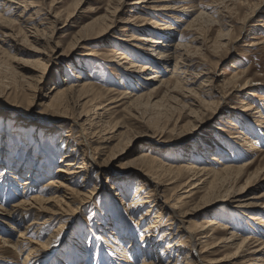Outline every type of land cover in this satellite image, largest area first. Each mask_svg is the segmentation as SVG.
<instances>
[{
  "label": "rangeland",
  "instance_id": "374dc122",
  "mask_svg": "<svg viewBox=\"0 0 264 264\" xmlns=\"http://www.w3.org/2000/svg\"><path fill=\"white\" fill-rule=\"evenodd\" d=\"M28 1H34L33 5L35 6H30L26 2L21 3V5L9 2L7 3L8 6L6 5L2 11L0 10L1 16L5 18H15L21 13L24 15L23 18L30 15L35 16L36 18L32 23L36 22L40 33L42 32L40 39L36 40L35 37H32L34 29H29L25 23L17 19L13 24H5L0 18V169L5 167L1 162L3 157L7 155L6 157L11 161L24 166L22 177H20V182H23L29 176V172L38 165L40 171H38L36 178L38 183L35 186L36 190L31 191L30 195L33 193L49 195L48 192L39 191L48 179L52 176L55 177L57 167L61 164L64 155V151L60 149L61 140L70 130L67 121H64L63 118H56L57 113L46 105L50 98L45 97V95L52 91L53 85L66 88L75 83L82 84L86 80L91 81L92 88L101 98L100 101H105L110 96L119 98L121 92L124 91H134L141 94L160 83L155 79H147V76L152 75L153 72L151 70L139 72L141 69L138 68L139 66L136 67V72L131 75L134 82L129 80L123 73L130 72L119 69L120 67H117L115 62L109 60L113 49L125 51L121 46H116L113 37H120L122 43L130 47L131 50L144 51L140 57L138 56V65H152L156 71H160L159 74L163 78L173 75L175 63L180 59V69L177 72L188 79L186 80L187 83L183 84L192 93L177 89L173 92L169 91L166 95L164 93L166 89L163 88L149 98L151 99L150 102H147L149 99L146 98V100H142V103L129 104L130 100H122L110 104L111 107L115 106L112 110L113 123L111 126L104 125V128L100 124V128L102 133L108 132L109 135L118 129L116 131L118 133L117 138L110 143V151L116 149L113 152L119 156L114 160L105 161L102 159H105L106 156H103L101 159L98 158L97 164H95L91 157L94 156L92 152L88 150L84 154L79 153L81 154L80 157H87L86 162L92 168L94 176V182L91 181L87 188H92L96 183V190L89 198L90 201L83 204L81 198H76L75 202L63 203L61 208L69 214L62 219L60 216L54 222H50L49 227L42 229L41 232L34 226L26 233L25 238L20 237L21 229L33 221V215L22 221L2 220L0 218V264H25L26 255L34 247V253L26 264H142L144 259L149 264H156L155 254L156 256L162 255L166 261H169L170 256H172L166 253L169 239H165L160 244V248L154 250L155 253L147 252V255L144 254L143 236L147 221L140 224L138 222L141 215L150 208V204L134 208L128 206V201L136 189L135 180H139L136 173L140 164L136 166L132 160L142 152L151 151V153L160 155L164 161L177 165L194 161H201L200 163L209 161L214 154L221 155L225 159V163L238 165L257 157L258 161L250 168V171H253L260 163L264 165L262 159L264 156V128L255 124H253L254 126L245 125L246 121L243 118V102L254 104V108L250 110V120L255 118L256 107L264 102V29L258 25L259 18H264V0L261 1L262 4L246 22L244 16L253 12L254 6L260 0H241V2L240 0H163L159 2V7H170L162 10L168 15H164L163 18L166 20L162 21H168L174 27L172 30L174 36L168 42V46L162 47V50H166L171 55V58L166 62L155 60V57L150 56V54L157 55L161 50L160 47L155 52L135 48V46L132 48L133 45H129L128 38L132 30L123 31V22L121 21L118 22L116 28H112V33L105 39L99 37L80 42L76 40L78 34L83 32L85 24L107 13L106 9L110 8L108 0H83L79 5H76V0ZM136 1L127 0L126 4L123 3L115 18L126 20L136 14V12H132L136 6L134 4ZM3 2L4 0H0V6ZM201 10L205 11V14L201 20L204 25L200 29V25L192 23L191 20ZM77 11H83L78 21L63 26L66 17ZM54 15L57 18L53 17ZM48 16H50L49 20L57 19L54 25L39 23L42 17ZM159 20L161 21V19ZM113 24L115 25L114 22ZM133 26L140 29L136 36L149 35L150 31L159 32L155 28L153 30V26H141L140 21L134 23ZM148 30L150 31L147 32ZM156 32L151 33L154 35ZM154 36L157 37L158 35L155 34ZM195 38L198 40L193 41ZM217 40L218 43H216ZM261 41L262 43H259ZM250 42H258L259 44L254 46ZM179 44H183V46L177 48ZM150 48L148 47V49ZM115 57L117 58V55ZM41 58H45L44 62L47 64V69L45 77L37 86L38 96L35 97L26 93L25 86L34 83L38 75L36 69L39 68L35 63ZM155 62H158V65ZM191 63L194 65L190 66ZM244 70L249 72V78L255 79L257 82L253 87H258L259 91L255 94L236 93V96L222 98L217 93L210 94L208 92V90L211 91L210 88L213 85L217 87V90L220 89V85L232 74ZM79 74L83 79L76 77ZM138 81L142 82L141 84L146 88L135 90L134 85ZM202 83L204 84L202 85ZM16 86L18 87L16 88ZM107 89H113L114 92L108 94ZM56 91L57 89H54L53 93ZM252 92L253 90H250L247 93ZM72 94V100L68 101L71 110L76 114L93 115V107L100 102L94 100L83 104L87 99L81 100L82 96H78L79 92L75 90ZM86 97L91 98L93 95ZM4 104L18 107L21 114H25L26 117H20L18 120L11 116L3 117L7 112L3 109ZM98 111L102 110L98 109ZM232 113L238 115L240 113L239 116L241 119L243 118V125L241 120L239 122L236 117L231 116ZM229 118L237 121L239 128L234 125L231 126ZM85 121L86 117L82 118L81 122L86 123ZM216 125L221 126L223 130H219L220 132L217 133L213 129ZM35 126L40 127V129L34 131ZM86 127L89 125L86 124ZM80 129L79 126L75 127L73 130L75 135L79 134ZM233 130L243 131L245 135L249 134L248 136L256 140L262 138L258 142L260 144H257L261 149L252 155H248L247 151V153L243 152L242 157L235 152L232 159L227 158L229 155L223 156L222 154L226 155L225 152H217L219 143L213 139L225 143L226 133ZM239 134L240 132L238 136ZM240 136V139L242 136L244 137L242 133ZM227 140L233 142L234 138ZM120 141L121 144L117 148L116 145ZM74 142H77L76 137ZM201 149L206 151L205 156L199 154L198 151ZM228 154L231 156L232 151L230 150ZM40 157L41 162L39 164ZM42 161L44 164L46 163L45 166L42 165ZM101 162L104 166H97ZM215 165L218 168L223 166L220 163ZM6 166L10 167V165ZM47 169L51 173L44 176ZM3 180L4 177H0V204L8 206L14 199L22 198L23 188L17 190L15 189L17 186L7 185L6 181ZM245 181L246 177L239 185L243 186ZM175 186L176 184L167 186L169 188L166 187L160 199L170 197ZM232 188L237 190L239 186L234 184ZM115 192H120V195L115 196ZM260 193H264V178L260 181L253 178L241 195L250 198L247 202L254 201L255 203L256 201V203L260 202L261 204H254L249 207L242 206L244 201L235 200L234 197H232L234 200L231 201L229 200L231 198L220 197L221 194L218 196L213 194L209 200L216 196L219 198H215L213 204L207 207L204 205L201 210L196 212L197 214L193 215L192 220L199 222L204 217H212V213H215L214 215H220L230 226L235 223V227L231 229L238 234V239L234 241L232 246L220 249L218 256H227L237 250L239 243L246 236L250 235L264 240V222L256 225L257 219L251 220L246 215V211L254 214L259 209L264 210V197L255 198ZM202 196V192H197L192 199H189V206L195 207L202 201L205 202L201 198ZM47 205L53 207V204ZM232 214L241 216L240 220H233ZM262 219L264 220V217ZM13 224L16 225H14L15 228ZM174 225L177 229L178 223L175 222ZM244 227L247 228L246 231L243 230ZM99 235L108 237L106 238V240L109 239L108 244L114 243L115 240L121 244L126 254L125 259L120 260L122 257L116 255L115 261L107 260V257L104 256L107 254L105 251L107 249H102V244H98L96 241ZM108 235L112 237L109 238ZM28 238L36 241L33 247H30L31 243ZM5 239L14 243L19 240L23 251H20L18 247L10 250V247L5 246ZM261 245L262 242L258 247ZM175 257L174 255L173 258ZM250 262L241 260L239 264H249ZM184 263L182 262V264ZM222 264H229V262H222Z\"/></svg>",
  "mask_w": 264,
  "mask_h": 264
},
{
  "label": "bare ground",
  "instance_id": "6f19581e",
  "mask_svg": "<svg viewBox=\"0 0 264 264\" xmlns=\"http://www.w3.org/2000/svg\"><path fill=\"white\" fill-rule=\"evenodd\" d=\"M82 1L83 0H76V5H79ZM126 1L127 0H118V2H115V0H108L110 8L106 9L107 13L104 15H100L94 18L93 20H91L90 22H88L87 24H85L83 26L84 28L83 32L78 34V39L76 40L80 42L83 40H89L90 38H99V37H102L101 39H105L107 36H110V34L112 33V28H116L118 22L121 21L123 22L122 24L123 31L132 30L131 31L132 33H130L128 37L130 41L129 45H133L132 48L135 46V48H140L144 50L147 49L155 52L157 48L160 47L161 50H159L157 55L150 54V56L155 57V60H161L165 62L169 60L171 58V55L168 54L166 50H162V47L168 46L169 44L168 42L174 36V33L172 32L174 27L170 24V22L162 21V20H166L163 18V16L167 15L165 14L167 12H164L162 10L169 9L170 7L168 6L159 7L158 3L163 0H137L136 2H134L136 6H134L133 8L134 11H132V12H136V14L132 15L131 18H127L126 20L115 18V16H117V13L120 10L121 5H123V3L126 4ZM261 1L263 0H260V2L254 6L253 12L244 16L245 22L249 20L251 16H253L255 10L259 7L260 4H262ZM9 2L18 3L20 5L21 3L26 2L30 6H35L33 5L34 1L4 0L2 6H0L1 7L0 10L2 11ZM78 11L76 13L69 14L66 17L63 26H68L71 25V23L77 22L83 12V11L81 12ZM204 14L205 11L201 10V12L191 20L192 23L198 24V26L200 25L199 26L200 29L204 25L203 22H201L202 18L204 17ZM23 17H24L23 13L17 15L15 18H9V17L5 18L2 17L0 14V18L3 19L5 24L7 23L13 24L18 19L20 22L25 23L29 29L30 28L34 29L32 37H35L36 40L40 39L42 32L40 33V29L38 27V24H36V22L32 23V21L36 17L33 15H30L27 18H23ZM49 17L50 16L42 17L39 23L54 25L57 19L52 21L49 20L50 19ZM53 17L57 18L56 15H54ZM159 19H161V21ZM138 21H140L141 26L150 25L151 27L153 26V30L155 28L159 32L148 30L147 32L150 31L149 35L136 36L137 31L140 29L134 27L133 24ZM258 21H260L258 22V25L262 26L264 29V18H259ZM113 22L115 23V25L113 24ZM151 32H156L154 33V35L156 34L159 37L154 36ZM113 38L114 41L116 42V46L118 47L121 46V48L125 51L116 50V48L113 49L112 54L109 56V60L115 62V65H117V67H120L119 69L123 71H129L130 73H126V72L123 73L129 80L134 82V78L131 77V75L136 72V67L139 66L138 68H141L139 72H144L146 70H151L153 72L152 74L153 76L152 75L147 76V79H153V80L155 79L156 81L158 80L160 83L152 87L151 89L142 92L141 94L134 91L133 92L124 91L121 92L119 98L110 96L108 97V99L106 98L105 101H100L101 98L96 94V92L92 88L91 81L86 80L82 84L75 83L71 86H67L66 88H60L59 86H55V85L52 86V91L49 94L45 95V97L50 98L49 103H46V105L52 108L55 111V113H57L55 115L56 118L58 119L63 118L64 121H67V123L70 126V130L69 133H67V135L63 137V140H61L60 149L61 151H64V155L62 156L61 164L57 167V173L55 177L52 176V178L48 179L47 183H45L44 186L41 187L39 191L42 193L48 192L49 195L44 196L43 194H39V193H33L32 195H30L31 191L36 190L35 186L38 183V181L36 180L37 173L39 171L38 165H36L35 167L36 169L34 168L29 172V176L25 181L20 182V177H22L24 166H21V164H17L11 161L6 157L7 155L3 157V160L1 162L2 165H4L5 167L0 169V177H4L3 181L4 182L6 181L5 183L7 185L17 186L15 187V189L17 190L23 188L21 192V195L23 193V196L21 199H14V201L9 203L8 206H5L4 204H0V218L2 220L13 219V220L22 221L26 219V217H29L31 215L34 216L33 221L27 224L23 229H21L20 237L22 238H25L26 233L29 232L34 226H36L38 231L41 232L42 229L49 227L50 222L51 223L54 222L60 216H61L60 219H62V217L69 214L67 213V211L61 208L63 203L69 204L75 202L76 198L77 199L81 198L83 204L90 201L89 198L92 197V194H94L96 190V183L95 185L92 186V188H87L91 183V181H93L94 176L92 174V168H90V165L88 164V162H86L87 157H80L81 154L79 153L81 152L82 154H84L88 150L92 152L94 156L91 157L93 163L95 162V164H97L96 160L98 158L101 159L103 156H106L105 159L104 158L102 159L103 161L108 159L114 160L117 156H119V154L113 152L116 149L110 151V143L115 138H117L118 133H116V131L118 129H116L113 134L109 135L108 132L102 133L100 128V124L104 128V125L111 126L113 123L112 110L115 106L111 107L110 104L122 100L125 101L130 100L129 104H136L140 102L142 103L143 99L144 100H146V98L149 99L150 97H152V95H154V93L158 92L160 89L163 88L166 89L164 91L166 95L169 91L173 92L176 91L177 89H182L184 91L192 93V91H190L189 88L184 87V84L185 82L187 83L186 80L188 79L184 78L185 76L183 77L182 74H180V72H177L178 69H180L179 68V62L181 61L180 59L177 60V62L175 63V68L172 71L173 75L171 77L163 78L162 75L159 74L160 71H156V69H154L152 65L150 66H148L147 64L138 65L137 60H139L138 58L140 57V54L143 53L144 51L142 50L134 51V49L131 50L130 47L122 43L123 41H121L122 39H120V37L117 38L113 37ZM196 40L198 39L197 38L193 39V41ZM216 43H218V40L216 41ZM259 43H262V41ZM259 43L250 42V44L254 46ZM181 46H183V44H179L177 48ZM148 47L151 48L148 49ZM116 55L117 58L115 57ZM45 58H41L36 61L35 64L36 66L39 67L38 69H36V71H38V75L37 77L35 75L36 79L34 83L28 82L29 85L25 86V90L27 91L26 93L32 94L35 97L38 96L37 86L45 77V73L47 69V64L46 62H44ZM155 64L158 65V62L157 63L155 62ZM192 65H194V63L190 64V66ZM182 72H186V71H182ZM248 75L249 72H245V70L242 72L240 71L235 72L228 79H226L225 82H223V84L220 85L222 88L219 87L220 89L217 90V87L213 85L212 88H210L211 91L208 90V92L210 94L217 93L221 95L222 98L228 96L229 97L236 96V93L244 94V95L255 94L257 91H259L258 87H253L257 84V82L255 81V79L249 78ZM76 77L83 79V77L80 74L76 75ZM173 77L176 78L174 79ZM141 83L138 81L136 85H134L135 90H140V88H146ZM203 84L204 83H202V85ZM17 87L18 86H16V88ZM77 87H79V89H77ZM54 89H57L55 93H53ZM74 90L79 92L78 96H82L81 100L87 99L86 101L83 102V104L94 100L100 102L98 105H95L93 107L94 109L93 115L87 116L82 113L76 114L74 111L71 110L70 103L68 101L72 100L71 98ZM250 90H253V92L247 93ZM106 91L108 92V94L114 92L113 89H107ZM204 92L206 93V91ZM87 95H93V97L88 98L86 97ZM125 101L123 102V104L125 103ZM150 101L151 99H149L147 102ZM243 103H244L243 118H245L246 122L245 123L243 122V118L241 119V117L239 116L240 113L239 115L232 113L231 116L236 117L237 120H239V122L241 120L242 125L243 123L245 125H252V126H254L253 124H255L256 126H260L264 128V102H262L261 105L256 107V110L254 111L255 118L253 117V120L252 119L250 120L249 117H250V110L254 108V104H250L249 102H243ZM185 104L184 106H186ZM4 105L5 106H3V109H5L7 112H5L6 114H4L3 117L7 118L11 116L14 117V119L16 120H18L20 117H26L25 114H21V111L19 110L18 107L8 104H4ZM98 109H101L102 111H98ZM192 112H193V108H192ZM84 117H86V121H85L86 123L81 122L82 118ZM229 120L231 119L229 118ZM229 122L231 126L234 125L237 128H239L238 127L239 124L237 125L236 123L237 121L235 122L234 120H231ZM86 124H88L89 127H86ZM77 126H79V128L81 129L79 131V134L75 135V132H73V130ZM39 129L40 127L37 128V126H35L34 131H38ZM213 129L217 131V133L220 132L219 130H223V128L219 125L214 126ZM237 130L228 131L226 133L227 139L234 138L233 142H230L229 140L225 139V143H222L219 142L218 139L216 140L213 139V141L219 143V149L217 148L218 149L217 152H221V151L225 152L226 155L224 154L222 155L226 157L227 155L230 156V154L228 153H230L231 150L232 154L230 157L228 156L227 158L232 159L234 156L233 154L235 152L236 154L239 153L238 156L241 155L242 157L243 152L247 151L248 155L249 154L252 155V153H256L261 149L258 146L260 144V143L258 144V142L261 141L262 138L256 140L248 136L249 135L248 133H247L248 135H245L243 131H239L240 134L238 136L239 132ZM252 130H254V127H252ZM241 133L242 135H244V137L242 136V139H240ZM75 137L77 141L76 143L74 142ZM120 144L121 141L116 145V147L118 148ZM198 152L203 156L206 155V151L203 149L199 150ZM262 159L264 160V156H262ZM224 160L225 159H223L221 155L214 154L211 156L209 161L206 160L205 162L202 163H200L201 161L200 162L194 161L188 164L177 165L174 163L164 161L160 155L151 153V151L142 152L132 160V163H135L136 166L140 164V167H137V173H136L137 176L139 177V180H135L136 189L128 201V206L134 208V207H142L144 205L150 204V208L147 209L141 215L140 220L138 222V224H140L141 222L147 221V226L144 229L145 234L143 236L144 254L147 255V252L155 253L154 250L155 249L158 250L160 248V244L164 242L165 239H169L168 245L166 246L167 247L166 250L168 251L166 253L172 256H170L169 261H166L164 256L162 255L156 256L155 254V259L157 258L156 264H182V262H185L184 264H199V263L222 264V262H229V264H239L241 260L249 261V262L253 260V262H250L249 264H264V240H261L260 238H255L250 235L246 236L239 243L240 245L237 250L233 251L227 256H218L217 254L220 252V249L224 247L232 246L234 241L238 239V234H236L235 231L231 229L235 227V223H233V225L230 226L229 223H226V221H224L223 218L220 217V215L219 216L214 215L215 213L212 212L211 213L214 215V216L212 215V217L211 216L204 217V219L201 221L199 220V222L192 220L193 215L197 214L196 212H198V210H201L204 207V205L205 207H207L213 204L214 202L213 200H215V198H219L217 196L220 194H221L220 197L231 198L229 199L231 201L234 200V198L235 200L244 201L242 206L249 207L254 204H261L260 202L256 203V201L255 203L254 201L247 202V200H250V198L243 197L241 194L245 192L246 186L251 182L253 178H256L257 181H260L264 178V165H261L260 163L253 171H250V168H252L253 165L256 164V162L258 161L257 157L249 160L246 163H242V164L240 163L239 165L234 163H225ZM40 162H41V157L39 158V164ZM219 163L223 165L221 166L222 168H218L216 165L214 166V164H219ZM6 165H10V167H7ZM42 165L45 166L46 163L44 164L43 162ZM97 166L101 167L104 166V164L101 162L100 165L98 164ZM44 169H46V167H44ZM44 169L42 170L44 171ZM47 173L50 174L51 171L47 169L44 176H46ZM245 177H246V181L244 184L245 186L239 185V183ZM172 184H176L174 189H172L173 190L172 195L170 197H165L163 200L160 199V196H162L163 192H165L166 187ZM234 184L238 185L239 189L237 188V190H234L232 188ZM197 192L203 193V196L201 198H203L205 202L202 201L201 204H198L195 207L194 206L190 207L188 204L190 201L189 199H192V197ZM213 194H217V196L214 197L212 200H209L210 196ZM114 195L115 196L120 195V192H115ZM262 197H264V193L263 194L260 193V195L256 196L255 198H262ZM115 199H118V197H115ZM47 204H53V207ZM151 207H153L154 209H152ZM246 212H247L246 215L249 219L251 220L257 219V221L255 222L256 225L263 224L264 220L262 218L264 217V210L259 209L254 214L249 211ZM232 215H233L232 216L233 220L235 219L238 221L240 220L239 218L241 216H238L237 214H232ZM175 222L178 223L177 229H175V225H174ZM247 223L249 224L248 221ZM14 225L15 224H13V227ZM22 226H24V224ZM243 230L246 231L247 228L244 227ZM108 236L109 238L112 237L110 235ZM106 238L108 237H103V235L102 236L99 235L96 241L98 242V244L99 243L102 244L101 247L102 249L104 250L107 249L105 250L107 254H104V256L107 257V260H109L110 262L115 261L116 259L114 260V257L116 255L117 257H122L120 260H124L125 259L124 256H126L125 251H123L124 247L121 244L117 243L116 240L114 241L115 244L112 241L111 244L110 243L108 244L107 241L109 239L106 240ZM28 239L31 243L30 247H33L36 241H34L31 238ZM261 242L262 245L258 247L261 244ZM4 243L5 246H8V248L10 247V250L11 248L18 247L20 251H23L22 247L20 246L19 240L17 243L16 242L14 243L9 239H5ZM34 250L35 247L31 248L29 253L26 255L25 264L27 260L30 259L32 253H34ZM174 252L176 253L174 254ZM173 254L176 256L175 258H173L174 256ZM147 262L148 261L144 259L142 264H149Z\"/></svg>",
  "mask_w": 264,
  "mask_h": 264
}]
</instances>
